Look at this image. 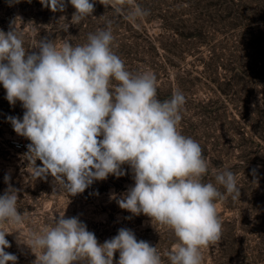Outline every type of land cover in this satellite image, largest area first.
<instances>
[{"label":"clouds","instance_id":"9594fccd","mask_svg":"<svg viewBox=\"0 0 264 264\" xmlns=\"http://www.w3.org/2000/svg\"><path fill=\"white\" fill-rule=\"evenodd\" d=\"M67 2L75 9L70 22L78 25L93 16L97 0ZM98 2L122 11L123 0ZM40 3L54 13L66 9L65 0ZM129 3V21L148 14L134 0ZM115 39L109 21L83 44L45 36L30 51L23 32L13 26L0 30V84L9 104L19 101L24 109L22 119L8 120L16 134L30 141L26 172L34 181L51 176L54 190L75 196L94 181L125 175L122 166L128 165L134 186L119 199L111 198L122 210L145 215L152 226L174 235L176 242L164 253L169 264H203L204 249L222 231L216 202L226 199L225 193L239 196L236 175L213 166L199 142L182 133L183 91L174 89L170 98L160 100L156 75L129 70L114 51ZM209 174L215 183L205 182ZM9 180L6 175L5 183ZM18 191L9 184L0 195V225L25 222L17 208ZM11 233L0 227V264H17V256L5 251ZM18 240L35 255L33 264H114L117 252L116 264H165L157 245L137 240L132 230L120 228L101 244L85 223L66 218L65 211L50 226L19 233Z\"/></svg>","mask_w":264,"mask_h":264},{"label":"rangeland","instance_id":"374dc122","mask_svg":"<svg viewBox=\"0 0 264 264\" xmlns=\"http://www.w3.org/2000/svg\"><path fill=\"white\" fill-rule=\"evenodd\" d=\"M147 1H152L149 3L154 5L152 7L157 6L154 0ZM159 2L158 8L147 10L146 16L131 22L125 16L133 5L129 0H123L121 13H116L119 17L109 20L116 37L114 51L126 62L129 70H148L156 75L160 100L170 98L174 89L183 91L186 103L182 133L210 148L205 157L212 165L214 158H218L224 167L242 164L247 148L260 150L264 147V130H260L255 112L257 107L264 105V72L260 69L264 66V41L255 48L249 43L251 25L231 27L230 24L207 25L197 39L181 40L177 37L179 29H175L177 21L183 19L179 25L184 24V28L197 26L200 21L185 9L190 1ZM65 3L64 12L54 13L40 0H0V30L7 32L13 26L23 32L25 47L30 51L45 36L55 42L67 39L73 45L83 44L87 41L86 33L105 27L109 22L107 15L114 10L97 0L93 16L73 25L70 21L75 9L67 0ZM134 3L144 9L139 0ZM252 3L255 6L258 1ZM61 16L66 20H59ZM257 24H254L253 34L264 30V27L260 30ZM5 97L6 91L0 84V120L10 122V116L22 119L24 109L21 103L17 101L10 105ZM208 102L218 108L212 119L217 118L212 122H201L200 107ZM229 119L236 122L227 128L224 121ZM8 135L9 132L0 129V195L9 184L18 189L17 208L26 219L19 226L3 224L0 227L12 232L6 235L11 246L5 251L17 256V264H33L35 260L31 249L18 240L19 233L27 234L50 226L64 211L66 218L78 217L85 223L101 244L117 235L120 228L132 230L137 240L157 245L165 264H169L164 253L176 242L174 235L158 225L152 226L145 215L133 216L122 210L116 202L134 186L133 173L128 165L122 166L125 175L119 178L109 175L105 180L94 181L83 193L71 196L64 190H54L51 176L47 180H32L22 157L7 151ZM255 171L261 175L255 186L248 188L250 193L245 199L238 196L231 200V195L217 185L226 195V199L216 202L222 231L219 239L204 249L203 264H264V186L260 181L264 178V165L249 161L233 172L239 183ZM6 175L10 178L9 183H5ZM204 180L215 183L210 174ZM113 195L116 199L111 198ZM118 259L117 252L114 264Z\"/></svg>","mask_w":264,"mask_h":264},{"label":"trees","instance_id":"16d2710c","mask_svg":"<svg viewBox=\"0 0 264 264\" xmlns=\"http://www.w3.org/2000/svg\"><path fill=\"white\" fill-rule=\"evenodd\" d=\"M190 1V4L188 7H185V9L189 13L194 14V18L196 21H199L197 26L194 25H189L187 28H184V24L179 25L182 23L183 19L180 21H177L175 25V29H179L178 32V38L181 40H186L190 39L192 40L193 38H198L200 33L202 32L203 29L207 25H213V26H218L219 24L221 25H226L230 24L231 27L239 26V25H251L249 27V35L251 36V39L249 40V43L251 46H254L255 48L262 42L264 41V30L263 32L259 31L258 34H253L252 29L255 26L254 24H257V26H260L259 29H263L264 27V0H257L258 4L253 6V1L256 0H246L243 2L242 0H188ZM152 1H147V0H139L140 5L146 9V10H154V8H158L159 5V0H154V2L157 4V6L152 7L153 4H149ZM121 7L124 6V3L119 5ZM146 6V8H145ZM154 6V5H153ZM108 9H113L111 7H108ZM176 11H174L173 15L175 14ZM111 14V12H109ZM108 14L107 17L108 20H114V18L119 17L118 14L113 10V13L110 15ZM110 15V16H109ZM204 16V18L202 17ZM172 17V16H171ZM193 19V17L191 18ZM117 23V21H115ZM114 24V23H113ZM115 25V24H114ZM89 33H92L91 31H88L86 33V36H88ZM254 47H250L251 49H254ZM247 50V48H245ZM250 49V50H251ZM261 71L264 72V66L260 67ZM222 90H225L223 88ZM248 93V89L246 90ZM214 104H211V102L203 104L200 108L201 111L200 113L202 114L201 117V122L207 120V121H214L216 120L217 116L214 117L216 113H218V108L213 106ZM256 112V117L259 119L258 126L260 130H264V105L261 107H257L255 109ZM226 124L227 128H230L233 123L236 122L234 119H229L228 121H224ZM202 149H203V154L206 156L208 153H210V148L207 147L206 144L200 143ZM215 144V143H214ZM245 144V143H243ZM264 147H261L260 150L257 149H249L247 148L244 151V157L245 160L242 164L236 163L234 166L228 167L232 172L236 170L240 165H244L246 162H254L260 165H264V150L262 149ZM262 150L261 153H258ZM255 154V156H253ZM213 166H216L219 169L225 168L223 164H220V160L218 158H214L213 160ZM238 166V167H237ZM234 173V172H233ZM261 174L258 172L251 173L247 179H244L243 182L237 183V188L239 189V196H242L243 199H245L246 195L249 194L248 188L254 187L255 186V181L258 176ZM262 185L264 186V178L261 180ZM257 182V181H256ZM220 191H224L223 188H219ZM241 198V199H242ZM230 199L233 200V196H230Z\"/></svg>","mask_w":264,"mask_h":264},{"label":"built area","instance_id":"2783aa9c","mask_svg":"<svg viewBox=\"0 0 264 264\" xmlns=\"http://www.w3.org/2000/svg\"><path fill=\"white\" fill-rule=\"evenodd\" d=\"M0 129L9 132V135L6 136V144H5L7 151H9V153L13 156L19 158L22 157V161H24V163L27 165L28 161L25 159L24 154L28 150L27 145L30 143V141L22 136H19L15 132H11L14 129L10 122L7 121L2 122V120H0ZM36 163L37 165H41V162L39 160H37Z\"/></svg>","mask_w":264,"mask_h":264}]
</instances>
